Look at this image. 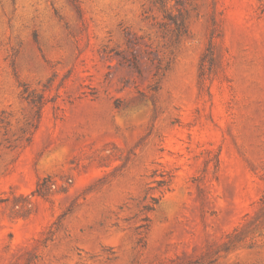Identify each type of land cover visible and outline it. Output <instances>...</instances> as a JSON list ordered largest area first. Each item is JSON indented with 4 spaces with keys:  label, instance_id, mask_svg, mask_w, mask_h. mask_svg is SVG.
<instances>
[{
    "label": "rangeland",
    "instance_id": "rangeland-1",
    "mask_svg": "<svg viewBox=\"0 0 264 264\" xmlns=\"http://www.w3.org/2000/svg\"><path fill=\"white\" fill-rule=\"evenodd\" d=\"M0 264H264V0H0Z\"/></svg>",
    "mask_w": 264,
    "mask_h": 264
}]
</instances>
